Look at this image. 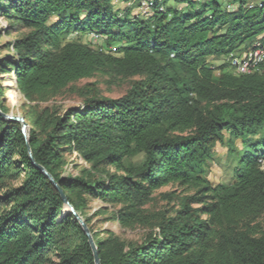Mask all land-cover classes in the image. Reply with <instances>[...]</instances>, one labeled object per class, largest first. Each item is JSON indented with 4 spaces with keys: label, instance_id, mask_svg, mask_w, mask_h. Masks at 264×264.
<instances>
[{
    "label": "trees",
    "instance_id": "16d2710c",
    "mask_svg": "<svg viewBox=\"0 0 264 264\" xmlns=\"http://www.w3.org/2000/svg\"><path fill=\"white\" fill-rule=\"evenodd\" d=\"M144 1L140 14L141 0H0V40L19 34L0 44V76L30 121L26 141L0 116V264H94L28 150L84 219L99 264H264V72L236 75L225 61L264 40V0ZM88 34L104 43L82 42ZM106 69L141 78L118 97L75 87ZM69 91L78 105L58 102ZM226 135L233 179L213 185L207 167ZM74 153L89 165L76 174L65 169ZM167 185L181 190L164 194L171 208L148 213ZM90 199L119 204L111 220L145 232L100 236Z\"/></svg>",
    "mask_w": 264,
    "mask_h": 264
},
{
    "label": "rangeland",
    "instance_id": "374dc122",
    "mask_svg": "<svg viewBox=\"0 0 264 264\" xmlns=\"http://www.w3.org/2000/svg\"><path fill=\"white\" fill-rule=\"evenodd\" d=\"M259 0H250V4L258 2ZM227 4V3H226ZM130 3L119 1L116 6L117 8L124 9L130 6ZM230 4H227V7ZM133 12L144 14L147 9L146 2L141 0V6L133 5ZM8 20L3 16H0V28L5 29ZM19 34L12 36H3L0 40V44H4L10 41L13 37H17ZM80 40L84 43L89 44L92 47L101 46L104 42L102 39L95 37L93 34L80 36ZM220 64V61L216 62ZM141 78L140 75H128L119 74L113 70L106 69L104 71L97 72L93 77L84 79L75 84V87H82L86 83H94L99 90L100 94L106 97H118L125 94L131 87L132 83ZM0 88L2 89V96H0V103L7 107L8 115L20 116L24 119L23 112V96L14 88L10 77L0 76ZM59 103L68 106L78 105L79 98L75 93L70 91L65 93L63 97L59 98ZM25 120V119H24ZM25 123L30 128V121L25 120ZM228 135L222 143L218 142L214 146V159L208 164L207 167V178L213 185L218 183H229L233 179V170L235 162L232 155L230 154L226 145ZM89 165L84 162L76 153L71 154L67 157V163L65 166L66 172L76 174L82 168H88ZM264 170V162L262 165ZM97 175V174H96ZM8 183V182H7ZM7 185H16V183H8ZM175 191L179 193L181 190L173 185H167L157 190L153 196L151 202L146 206L148 213L153 214L169 210L172 206V202L164 196L165 193ZM120 207V205H112L103 203L98 200L90 199L85 209V213L90 217V225L94 231L100 236H104V230H110L117 234L122 240H137L145 232L142 228L135 229H124L119 227L117 222L111 220V216L114 211Z\"/></svg>",
    "mask_w": 264,
    "mask_h": 264
},
{
    "label": "water",
    "instance_id": "95a60500",
    "mask_svg": "<svg viewBox=\"0 0 264 264\" xmlns=\"http://www.w3.org/2000/svg\"><path fill=\"white\" fill-rule=\"evenodd\" d=\"M0 116L4 119H9V120H15L21 123V133L23 135V137L25 138V140L27 141V132H28V127L25 123V120L23 119V117L20 116H12V115H8L5 113H2L0 111ZM29 153V157L32 160L34 166L41 172L44 174L45 177H47L49 179V181L53 184V186L58 190V192L60 193L61 199L65 205V210L69 213H71L73 215V217L77 220V222L79 223V225L81 226L85 236L87 237V241L91 247L92 250V254H93V258H94V264H99V259L97 256V249L95 246V243L93 241V238L91 236V233L89 231V228L87 227V225L84 222V219L79 215V213L73 208V206L69 203V201L67 200V198L65 197V195L62 193L60 186L53 180L52 176L45 170V168H43L41 165L35 163L31 157V153L28 150Z\"/></svg>",
    "mask_w": 264,
    "mask_h": 264
},
{
    "label": "bare ground",
    "instance_id": "6f19581e",
    "mask_svg": "<svg viewBox=\"0 0 264 264\" xmlns=\"http://www.w3.org/2000/svg\"><path fill=\"white\" fill-rule=\"evenodd\" d=\"M252 41V40H251ZM249 45H252V52H259L260 59H264V40L254 39ZM235 51L230 52L228 55H234ZM259 54L251 53L250 50H243L242 54L239 55V64H256V66L248 68H234L236 63V56L227 57V66L236 75L242 74H253L264 72V63H259Z\"/></svg>",
    "mask_w": 264,
    "mask_h": 264
},
{
    "label": "built area",
    "instance_id": "2783aa9c",
    "mask_svg": "<svg viewBox=\"0 0 264 264\" xmlns=\"http://www.w3.org/2000/svg\"><path fill=\"white\" fill-rule=\"evenodd\" d=\"M228 7L230 8L231 5H229ZM243 50H250V55H251V53H258L259 54V52H252V45L244 46V47L236 50L234 55H227L225 57L226 63H227V57L236 56V63L234 64V68H248V67L256 66V64H250V61L247 64H239V55L242 54ZM259 63H264V59H260V54H259Z\"/></svg>",
    "mask_w": 264,
    "mask_h": 264
}]
</instances>
